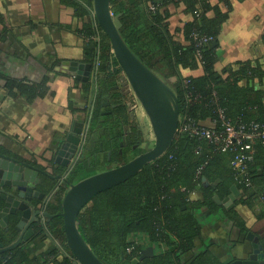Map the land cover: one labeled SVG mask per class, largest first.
Listing matches in <instances>:
<instances>
[{"label":"trees","instance_id":"obj_1","mask_svg":"<svg viewBox=\"0 0 264 264\" xmlns=\"http://www.w3.org/2000/svg\"><path fill=\"white\" fill-rule=\"evenodd\" d=\"M79 1L80 5H73L77 10L81 9L83 19L86 18L83 27L90 39L87 56L94 60V67L99 64L95 71L97 79L102 80L101 89L100 80L97 90L94 122L116 116L120 122L129 124L128 108L119 102L122 94L111 92L117 85L122 70L115 56H111L110 40L92 18L93 0ZM196 1L185 0L177 3L172 0H134L131 3L130 0H112L111 6L114 16L121 15L120 33L134 54L163 79H177L174 90L178 97L181 118L186 122L184 124L193 123L206 127L208 121L214 123L217 119L215 111L218 107L224 108L228 118L236 124L248 125L252 121L264 124V91H257L251 86L256 79L264 78V57L262 63L257 62L254 65L238 62L232 65L235 67H226L221 74L218 73L215 70L217 47L214 44L225 15L217 8L216 17L208 19L198 9ZM181 3H185L187 10L193 14L192 22L183 32L187 44L175 41L168 25L171 16L169 5L178 7ZM152 6L157 7L156 11H150ZM195 12L199 13V17ZM193 30L214 39L202 48V59L196 56L197 51L190 38ZM95 36L99 37L98 42L94 40ZM199 68L203 70L200 75L183 74L185 70ZM226 73L227 77L224 78ZM16 85L26 95L40 96L37 93L42 88L40 86H26L21 83ZM82 88L89 92L87 84L83 83ZM106 95L110 96L113 103L110 104L115 107L111 116L103 117ZM188 95H191V99ZM214 128L218 129L215 125ZM132 132L134 135L138 134L140 143L142 136L136 126L132 128ZM189 135L178 133L172 146L161 158L146 165L144 170L127 181L97 194L91 204L89 203L91 206L79 214L80 232L105 264H109L108 260H111L110 264L114 261L119 264H132V259L137 258L140 251L147 246H154V255L139 264H181L184 255H193L195 244L200 241L203 233L196 214L199 209L208 207L212 213L223 209L228 217L236 220L237 213L232 212L231 215L214 200V196L220 199L230 196L233 186L240 192L237 204L250 210L259 204L261 212L257 217H264V145L257 142L254 163L248 174L237 177L232 166L235 157L233 151L221 152L206 140ZM122 136L123 134H119L117 141ZM125 159L118 154L111 163L120 164ZM202 166L205 168L198 176L197 171ZM204 178L212 185L205 187ZM248 182L251 183L250 187L245 185ZM197 186H200L201 197L192 200L189 193ZM65 192L63 188L58 190L49 204L50 214L56 217L48 223V228L52 230L54 237L62 240L65 251L70 255L61 256L60 264H73V256L63 231V218L60 215ZM111 227L115 238L109 235ZM18 237L15 224L10 225L8 233L0 230V244L5 247L13 244ZM129 249H134L130 255ZM122 254L125 256L124 260ZM53 255L57 253L53 251L51 256ZM18 260L23 264H31L23 244L0 254V264H15Z\"/></svg>","mask_w":264,"mask_h":264},{"label":"crops","instance_id":"obj_2","mask_svg":"<svg viewBox=\"0 0 264 264\" xmlns=\"http://www.w3.org/2000/svg\"><path fill=\"white\" fill-rule=\"evenodd\" d=\"M73 3L80 5L79 0H0V153L48 172L53 171L51 169H54V166L64 169L61 162L70 158L72 145L67 144V137L71 134L74 123L84 121L90 109L89 93L82 88V84L86 83L83 78H87L88 82L95 81L94 69L89 77L81 75L80 78L78 75L71 76L57 71L59 67L62 69L64 61H75L79 64L92 62L87 56L90 39L83 27L86 18L83 19L82 10H77ZM196 6L208 19L216 17L217 8L225 15L214 44L217 47L215 70L218 73L221 74L224 68L228 69L238 62L254 65L257 62L262 63L264 0H197ZM168 9L171 14L168 20L171 35L175 41L187 44L183 32L192 22L193 14L187 10L185 3L178 7L169 5ZM233 67L235 66L231 68ZM202 73V68L183 71L184 76H197ZM120 76L118 80H121ZM226 77L227 73L224 78ZM100 80L97 79L95 82L96 90L99 88ZM17 83L42 87L40 92L37 91L40 96L32 97L22 93ZM119 84L117 81L111 92L121 93ZM101 86L102 80L100 89ZM251 86L257 91H264V78L256 79ZM104 100L103 108L106 110L102 113L113 111L115 106H111L110 96L106 95ZM127 108L129 113L132 107L128 105ZM106 115L103 114V117H107ZM129 116V124L120 122L116 116L101 121L105 133L99 137L100 141L108 144L115 140L106 147V150L110 151V156L113 145H119L124 137L139 139L138 134L134 135L132 132L134 126L141 134L142 141L132 151L129 152L128 148L127 152L131 155H140L154 147L145 143L143 136L145 132L139 130L138 124L134 125L135 121L132 120L130 113ZM205 125L214 128L210 121ZM119 134L123 136L117 141ZM124 143L129 146V140ZM92 150H95V153L99 151V154L101 152L98 144L92 146ZM94 152L90 155L93 156ZM108 154V152L106 155L103 154L105 160ZM92 156L87 155L85 162L88 164L86 167L80 164L72 179L82 180L90 175L86 169L93 163ZM115 165L117 164H112L108 158L103 168L99 170L112 169ZM60 172L54 171L56 179ZM47 188L44 187V191H47ZM46 193L48 199L49 192ZM39 205L41 207V204ZM235 211L237 213L235 221L249 228L264 241V217H257L261 212V205L258 204L251 210L238 205ZM220 219L225 223L224 233L220 236L209 231L206 233L205 241L206 247L216 260L227 263L236 256L244 255L250 246L244 243L242 247L244 250L239 251L240 247L235 243L241 238V234L233 236L231 221L223 217ZM214 220L216 223V218L208 215L209 222ZM48 227L47 225L42 235H35L23 243L31 264H43L44 261L46 264L62 262V251L59 247L64 248L63 244L60 242L61 239L54 237V233ZM0 230L7 233L1 224ZM53 251L57 255L51 256ZM15 264L23 262L18 260Z\"/></svg>","mask_w":264,"mask_h":264},{"label":"water","instance_id":"obj_3","mask_svg":"<svg viewBox=\"0 0 264 264\" xmlns=\"http://www.w3.org/2000/svg\"><path fill=\"white\" fill-rule=\"evenodd\" d=\"M111 1L93 0L95 19L108 36L115 58L149 118L155 135V145L150 151L137 156L124 165L97 172L75 184L64 179L69 185V189L62 200V213L60 215L63 218V231L66 237V244L73 256V264H105L94 253L79 230L78 217L83 208L97 194L127 181L144 170L146 165L161 158L172 146L180 123V106L173 88L177 79H163L134 54L120 33L122 24L119 19L121 15H113ZM130 1L131 3L134 2V0ZM156 1L162 2L163 0ZM62 66V69L60 67L57 69L58 72L71 76L78 75L79 78L81 75L89 77L93 70L92 64H79V62L75 61H64ZM83 81L87 82L88 79L83 78ZM77 126L79 129H76L73 134H69L67 137L68 145L70 143L74 145V152L76 151L75 145L80 141L78 135L82 133L84 124L78 123ZM101 127L102 122L99 124V128ZM94 138L95 141H98L97 135H94ZM85 163L86 165L88 164L87 162ZM94 171V169L87 170L89 173ZM46 174L44 173V175ZM0 175L2 176L0 180V200L3 203V208L0 210L1 227L7 230L10 216L16 214L15 211L10 209V203L19 207L20 210L30 209V207L34 209L31 221L27 223L26 220V224H24V220L29 218L30 213L25 210L22 221L17 227V230L21 232L18 240L7 247L0 244L1 254L18 247L35 236L36 232L31 228L33 222L38 224L42 217L53 219L56 216L45 212L46 202L44 200L46 195L38 189L39 184H41L40 170L38 168L0 153ZM203 183L205 186L211 185L206 178L203 179ZM21 184L25 185V188L21 187ZM15 190L21 191L19 196L13 194ZM23 191H27L28 195L25 196L22 193ZM231 192L230 197L224 202L227 208L232 206L235 197L238 195V190L235 186L231 188ZM32 199L40 201V210L31 203ZM215 200L217 202L220 201L218 197ZM248 238L252 241V255L248 260L239 259L230 264H258V260L264 264L263 247L260 245L259 239L254 235H250ZM151 256H153V248L149 247L143 251L141 259Z\"/></svg>","mask_w":264,"mask_h":264},{"label":"flooded vegetation","instance_id":"obj_4","mask_svg":"<svg viewBox=\"0 0 264 264\" xmlns=\"http://www.w3.org/2000/svg\"><path fill=\"white\" fill-rule=\"evenodd\" d=\"M90 64H92L93 69H94L95 81L94 82H88L87 81L85 83V84H87L89 86V92H88L89 93V101H88V103H89V108L90 109L88 110V113L86 115V119L84 121L79 122V123H83L84 124V127L82 129V133L78 135V138L80 137V141L78 142L77 145H75L76 146V151L74 152V148H73L74 145L70 143V145H72L71 146V153L69 154V157L70 158L68 159V161H66V160L64 161L63 160L61 162V163H63L62 165L64 166V169L62 167L55 168V166H54L53 167L54 169H51L53 171L48 172L46 170L43 171L40 168L36 167V168H38L40 170V179H41V184H39L38 189L40 190L41 193H43L45 195H47L46 192H49L48 193V195H49L48 196V199L46 197V199L44 200L46 202L45 212H49V204H50L52 198L58 192V190H60L61 188H63L65 191H67L69 189V185L64 181V179L68 180L72 184H75L78 181H80V180L72 179L71 177H72L73 173L77 170V167L80 164H83V166L85 167V165H86L85 161L87 160L86 157H87V155H88V157L89 156H92V155H90V153L94 152L95 150H92L91 151V148L95 144H98L99 145V148H100L101 152H100V154H99V151H96V153L94 152V154L92 156L93 163L86 170L94 169L95 171L93 173H91V172L89 173L88 172L90 174L89 176H91V175H93V174H95L97 172H103V171L109 170L110 168L109 169H104V170H99V169H102L103 168V164L105 163V161L108 160V158L111 159V161H113V158L116 157L118 154L121 155V156H124L126 158L125 161L123 163H120V164L115 165V167H119L121 165H124V164L130 162L131 160H133L137 156H139V155H134V154L131 155L130 153L127 152L128 148L130 149L129 150V152H130V151H132V149H135L139 145V139H136L134 137H128V136L127 137H124L123 140H122V142H120V144L118 145L117 148H116V144L113 145V147H112L113 148V151L111 152V156H110V151L106 150V147H107L108 144L110 145V142H112L114 139L112 141H110L108 144H107V142H106V144H104V143H102L100 141V138L99 137H101V136L104 135V133H105L104 132V128L105 127H104V125L102 123V127L97 129V126L99 124H101V121H103V119L99 120L98 122H94V111H95V104H96L97 93H98L97 90L95 89V82H96L97 76H96V71H95L96 70V68H95L96 65L94 67V60ZM103 107H105V104H103ZM105 113L107 114L106 116H111L113 114V111L105 112ZM105 113H102V116ZM106 120L107 119H104V121H106ZM77 124H78L77 122L74 123L73 130H72L71 134H73V131L75 132L76 129H79L78 126H77ZM111 132L113 133V129L111 130ZM131 134H132V132H131ZM94 135H97L98 141H95ZM128 138H130V139H128ZM126 140L127 141L129 140V146L128 147L126 146V143H124V142H126ZM96 150H97V148H96ZM116 151H117L118 154L115 153ZM106 152L109 153L107 155V160H105V158L103 156L104 153L106 155ZM78 154H79V158L76 159V156ZM18 161H21V160H18ZM21 162L27 163L25 161H21ZM27 164H29V163H27ZM58 170H60L61 172H60L58 178L56 179L55 178L56 176L54 175L55 174L54 171L56 172ZM44 173H47V174L44 175ZM89 176H87V177H89ZM1 177L2 176L0 175V180L2 179ZM203 185H204V183H203ZM211 185H209V186H211ZM209 186H205V187H209ZM21 187L25 188V185L21 184ZM44 187H48L47 188L48 190L47 191H44ZM4 189H6V188H4ZM182 191L184 192V190H182ZM199 191H200V186H197L194 189V191H192V192L189 193V194H191L190 196L192 197V200L201 197V192H199ZM20 193H21V191L15 190L13 194L15 196H19ZM22 193L25 196L28 195V192L27 191H23ZM217 197L218 196H214V200ZM229 197L230 196H228L225 199H220L218 197L220 201L217 202L215 200V202L217 203L218 206L225 208V210L228 211V212H230V214L232 215L233 214L232 212H235L236 213L235 210L238 207L237 200L240 197V192L238 191V195L235 197V201L233 202L232 206H229V208H227L224 205V202ZM0 202H2V201L0 200ZM39 202H38V200H33V199L31 201V203L33 205L37 206V209L40 210L41 208H40V205H39L40 203ZM89 203L83 208V210L81 211V213L85 210V208L91 206L90 205L91 203L90 204ZM0 204H1L0 205V210H2L3 203H0ZM10 209L12 211H15L16 214L10 216V221L8 223V228H7V233L10 230V225L11 224H15V228L17 230V227L21 223L22 217L25 214V210H27L30 214H29V218L28 219L25 218L24 224H26V220H27V223H29L31 221L32 217H33V215H32L34 213L33 207H30V209L20 210L19 207L14 206L13 203H10ZM218 210L219 211H217L216 213H214V212L212 213L209 210L208 207H202L201 209L198 210V212H196L197 218H198V222L202 226L203 233H202V236H201L200 241H197V244H195V248H194V251H193V255H191V253H190V255H184L183 258H181V264H230L232 262H236L239 259H241V260H248L249 257L253 253L252 246H251L252 241H250L249 238H248L250 235H254L255 237H257L259 239L260 245H262V247H263L262 253L264 254V241H262L249 228L248 229H247V227L245 228L244 225L243 226H244L245 229L243 230L242 224L240 222H236L237 220L235 221V220H232V218L228 217L225 214V212L223 211V209H218ZM203 213H204V216H205V218L207 220H208V215H209V217L216 218V223H215V220H214V222H210V224H212V226H213L212 231L215 232V233H218L220 236L224 233V226H225V223L222 222L220 218L223 217V218H227L228 220H230L231 221V225L230 226H231V230L233 231V236H234V234L236 236H238L239 234H241V238H239L237 240V243H235V245L237 244V246L240 247V249H238V250L239 251L240 250L241 251L244 250L242 248L243 245H244V243H247V245L250 246V247H248V250L246 251V253L244 255L236 256L235 258H233L232 261H230L231 260L230 259L229 262H227V263L226 262H218V260H216V258L211 254L210 250H208V248L206 247L205 236H206V233H208L211 230H210V225L209 224H208V226L205 227L201 223V217H202ZM41 219L42 220L38 224L35 223V222H33V224L31 225V228L34 229V231L36 232V234L38 232H40V234L45 233V231L47 229L48 223L51 220H53L54 218L53 219H48L47 217H42ZM113 234H114L113 227H111L109 229V235H110V237H114L115 238V236ZM20 235H21V232H19V237H20ZM60 242L63 244L62 240H60ZM149 247H152L153 248V255H154V252H155L154 246L144 247L140 251V253H139L140 255L137 256V258H133L131 263L132 264H139L140 262L144 261L145 259L153 257V256H151V257H146L144 259H141V257L143 256V251L145 249L149 248ZM59 249L62 251L61 256L70 257V255L65 251L64 248L59 247ZM133 252H134V249H129L128 250V254L129 255L132 254ZM122 255H123L122 259L124 260L125 259V256H124V254H122ZM58 257H60V256H58ZM71 259L73 261V258H71ZM108 262H109V264L112 263L111 260H108ZM134 262H137V263H134ZM257 263L258 264H262L259 260H258ZM113 264H119V262L114 261Z\"/></svg>","mask_w":264,"mask_h":264},{"label":"built area","instance_id":"obj_5","mask_svg":"<svg viewBox=\"0 0 264 264\" xmlns=\"http://www.w3.org/2000/svg\"><path fill=\"white\" fill-rule=\"evenodd\" d=\"M173 2H183L185 0H172ZM155 6L150 8V11H156ZM92 18L94 21L95 15L92 9ZM199 17V13H194ZM190 38L196 48V56L199 59H202V48L209 45L214 41L213 37L206 34H202L197 30H193L190 35ZM95 41H99V37H94ZM111 56H114L113 51H111ZM264 62V60H263ZM99 64H96L98 67ZM97 70V69H96ZM188 98L191 99V95H188ZM217 119L214 121L216 128H206L199 127L193 123L184 122L180 116V123L178 133L185 134L189 133L193 138H199L206 140L209 144L213 145L217 150L221 152H226L228 150L235 153V157L232 161V166L237 177H244L248 174L250 166L254 163V154L255 146L257 142H261L264 145V124H261L256 121H252L248 125L246 124H236L233 120L229 119L226 110L222 107H218L215 111ZM177 133V134H178ZM79 158V154L76 156V159ZM205 167L202 166L198 169L197 175L200 176ZM263 169H264V153H263ZM247 187L251 186V183H245Z\"/></svg>","mask_w":264,"mask_h":264},{"label":"rangeland","instance_id":"obj_6","mask_svg":"<svg viewBox=\"0 0 264 264\" xmlns=\"http://www.w3.org/2000/svg\"><path fill=\"white\" fill-rule=\"evenodd\" d=\"M119 67H120V65H119ZM120 74H121V76H120L121 80H118L120 83L118 86L120 87L119 91L122 94L121 104H125L126 106L130 105V108L132 107V109H131V111H129V113L131 114L132 120L135 121L134 125L138 124L139 130H142L143 132H145V133H143L145 143L151 144L150 147H152L155 145V135L153 133L149 118H148L147 114L145 113L143 107L141 106L139 100L135 96V94H134V92H133V90H132V88H131V86H130L127 78H126V75L123 72V70L121 71ZM147 138H149V139H147ZM201 223L205 227L208 226V224H209L210 230L212 231L213 226L205 218L204 213L201 217Z\"/></svg>","mask_w":264,"mask_h":264},{"label":"clouds","instance_id":"obj_7","mask_svg":"<svg viewBox=\"0 0 264 264\" xmlns=\"http://www.w3.org/2000/svg\"><path fill=\"white\" fill-rule=\"evenodd\" d=\"M113 51V50H112ZM122 70V69H121Z\"/></svg>","mask_w":264,"mask_h":264}]
</instances>
